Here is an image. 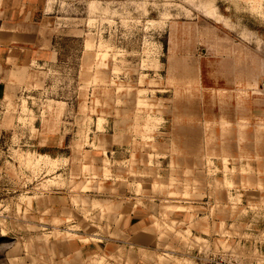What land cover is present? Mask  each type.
<instances>
[{
	"label": "rangeland",
	"instance_id": "rangeland-1",
	"mask_svg": "<svg viewBox=\"0 0 264 264\" xmlns=\"http://www.w3.org/2000/svg\"><path fill=\"white\" fill-rule=\"evenodd\" d=\"M29 1L50 45L0 103V264H264V0Z\"/></svg>",
	"mask_w": 264,
	"mask_h": 264
},
{
	"label": "crops",
	"instance_id": "crops-1",
	"mask_svg": "<svg viewBox=\"0 0 264 264\" xmlns=\"http://www.w3.org/2000/svg\"><path fill=\"white\" fill-rule=\"evenodd\" d=\"M46 29L42 20L34 19L31 1L0 0V103L15 98L41 72L50 45ZM141 250L124 251L122 264H153L144 262L146 252Z\"/></svg>",
	"mask_w": 264,
	"mask_h": 264
},
{
	"label": "built area",
	"instance_id": "built-area-1",
	"mask_svg": "<svg viewBox=\"0 0 264 264\" xmlns=\"http://www.w3.org/2000/svg\"><path fill=\"white\" fill-rule=\"evenodd\" d=\"M202 264H230V262L225 263V261L219 257L212 258L210 260H205Z\"/></svg>",
	"mask_w": 264,
	"mask_h": 264
}]
</instances>
